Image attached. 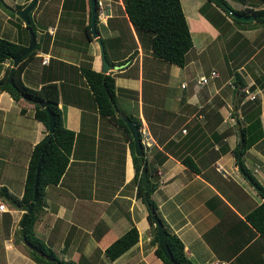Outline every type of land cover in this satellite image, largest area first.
Returning a JSON list of instances; mask_svg holds the SVG:
<instances>
[{
	"label": "crops",
	"instance_id": "obj_1",
	"mask_svg": "<svg viewBox=\"0 0 264 264\" xmlns=\"http://www.w3.org/2000/svg\"><path fill=\"white\" fill-rule=\"evenodd\" d=\"M29 1L3 0L13 8L15 4L25 7ZM102 1L105 14L99 15L96 6V27L106 40L107 59L111 64L125 63L108 71L115 77V114L133 120L132 115L139 121L143 148H147L150 161L154 158L156 167L158 184L151 197L165 225L183 240L186 254L195 264L211 259L226 264H264V237L245 218L263 198L239 171L232 152L239 138L238 123H250V131L262 129L261 138L244 151L242 161L264 185V84L257 78L264 66L254 67L255 59L248 64L250 69L248 60L240 64L245 80L240 97L238 93L242 92H232L224 83L200 85L197 78L203 74L204 64L196 58L198 50L183 66L169 63L172 66L160 67V59L141 44L123 0ZM205 1L181 0L191 34L193 29H203L198 20L206 17L200 11ZM227 1L234 8L264 6L261 0ZM186 3H198L196 11L188 12L190 17ZM211 8L223 12L214 3ZM89 9V0H38L30 12L40 46L28 57L21 78L34 88L55 82L65 126L75 132L66 170L58 183L46 187L34 231L59 257L74 264H166L150 243L148 208L137 195L128 133L115 119L100 115L81 74L80 67L87 62L101 71L99 44L92 33L86 32ZM0 15V36L27 46L30 35L22 32L24 20L19 22L15 13L16 19L10 18L1 8ZM226 17L231 26L225 37L208 19L215 27L209 30L212 35L227 40L237 36L250 45L248 32H258L262 27ZM12 63L7 58L0 64V78ZM164 68L168 69L166 75ZM162 77L171 83L161 84L167 88L164 94L157 86V79ZM169 96L172 99H166ZM163 102L166 106L161 111ZM166 113L171 116L167 125L163 122ZM47 131L41 120L21 111V105L7 90H0V196L5 197L7 192L1 189L5 186L10 195L21 197L32 148ZM158 151L166 154L159 162L154 157ZM186 156H191L199 172L182 162ZM5 204L7 211H0V228L6 234L4 263L38 264L7 237L13 233V227L9 231L11 225L16 221L19 224L24 210L11 202ZM132 225L138 229V241L109 259L105 248Z\"/></svg>",
	"mask_w": 264,
	"mask_h": 264
},
{
	"label": "trees",
	"instance_id": "obj_2",
	"mask_svg": "<svg viewBox=\"0 0 264 264\" xmlns=\"http://www.w3.org/2000/svg\"><path fill=\"white\" fill-rule=\"evenodd\" d=\"M245 3L247 0H241ZM245 1V2H244ZM264 2V0H261ZM3 2V1H2ZM124 8L127 13L129 20L132 22L134 29L137 32L138 38L145 35L147 32L148 39H145L141 44L148 47L153 56L163 59L169 63H174L179 66H183L186 62L187 52L193 47V38L189 24L184 13L181 0H123ZM214 3L216 6H220V10L212 9L211 4ZM4 6L7 10L14 14V10L20 9L23 5H16L14 8L6 5ZM96 6L97 0H96ZM35 8V7H34ZM33 8V9H34ZM210 8V9H208ZM32 9V10H33ZM235 11L238 13H251L255 17L251 19L250 22L257 21L258 23L264 24V6L260 8H253L252 6H244L240 8H234L227 0H207L200 7V11L209 19V21L220 31V34L225 37L227 34V29L231 26L227 15L237 23H247L246 20H239L233 17L230 13ZM215 11L216 16L212 17L209 12ZM90 15L91 9L88 12V22L86 25V32L90 35ZM30 26L35 32V27L30 16V23L24 27L29 29ZM97 28V27H96ZM98 29V28H97ZM239 42V37L235 38ZM243 41L244 39H240ZM104 45L106 53V40L101 38ZM245 39V44L246 43ZM39 43L36 42L35 46L26 52L18 62V64L12 70L13 83L10 84L7 81L8 74L12 67H10L5 75L0 78V90H7L10 95L21 105V111L26 112L29 115L41 120L48 130V114L45 108L40 104L41 101H45L47 107L53 112L55 117L54 129L52 132L47 131L45 136L37 142L31 151V155L28 161L27 174L24 182L23 192L20 198H16L10 195L5 186H1L7 193L5 197L15 206H20L24 211L27 209L33 196V182L35 176L36 163L42 151V148L49 138V142L44 151L42 162L39 171V184H38V198L33 202L32 211L26 217L23 226H20V221L18 224V232L20 233V238L25 242V244H33L36 249L31 248L29 245L28 252L30 257L38 264H74L71 261L65 260L59 257L55 251L49 247L42 238L38 237L34 231V224L40 210L42 209L43 197L45 194V189L49 185H55L60 180L64 171L66 170L69 156L72 150V146L75 139V132L65 126L63 112L59 106V89L55 82H47L41 85L39 88H34L27 86L22 78L21 73L26 64V61L30 55H32L38 48ZM26 45H22L19 42L12 41L8 38L0 36V64L5 59H12V57L19 55L26 49ZM264 53V52H263ZM249 55V54H248ZM106 57L107 53H106ZM130 58L133 57V53L130 54ZM246 57V56H245ZM262 57V56H261ZM263 59V58H262ZM122 62V61H121ZM264 66V64H263ZM81 74L85 78L87 84L89 85L94 101L98 106L100 115L105 117H110L115 119L118 124L124 127L129 136V145L131 149V154L133 158V165L135 169L134 180L137 182V195L143 200V188L141 183V170L146 169L148 188L147 194L149 198L150 205L155 209V213L162 220L164 227L167 231V244L171 250V253L177 263L180 264H195L186 254L183 240L165 225L163 218L159 215L157 211V203L151 197V194L155 190L158 181L154 176L156 170L154 158L150 161V157L146 155V147L143 154L138 156L135 154L134 141L130 134L129 128L125 121L120 117L116 116L114 108L109 100V95L112 99L116 100L115 95V77L109 73H103L97 71L91 67L90 63H85L81 65ZM253 75L255 73L252 71ZM234 78L231 81L233 84L232 92H242L244 91L245 80L242 75L235 70ZM261 84H264L263 74L257 77ZM263 79V81H261ZM254 99V98H253ZM259 110V106L257 108ZM133 120L139 125L138 119L136 117L129 115ZM247 118V117H246ZM258 121V117H255ZM250 124V123H249ZM241 125L240 130L242 133V146L239 147L240 139L236 142L232 152L235 156L236 162L239 161L242 170L247 173L251 180L259 187L258 193L261 195L263 200L256 205L253 209L246 213V220L259 232V234L264 237V185H262L255 176L249 171L242 161V155L244 151L253 143H255L259 138H261L263 131L259 129L257 132L250 131V125ZM160 153V154H159ZM161 155V156H160ZM154 157H158V162L166 157V154L162 151H158ZM182 162L186 164L194 172H199V168L195 164L191 156H186L182 158ZM144 201V200H143ZM23 211V212H24ZM22 217V216H21ZM148 221L150 223L152 237L150 243L154 246V253L166 264H170L169 260L165 257L161 248L158 245L157 229L154 225V220L151 213L148 211ZM138 241V229L135 225L128 228L122 235L114 239L106 248L105 255L109 259H114L133 244ZM47 256L51 257L50 259ZM214 260L225 261L220 259H211L209 262L204 264H212Z\"/></svg>",
	"mask_w": 264,
	"mask_h": 264
},
{
	"label": "rangeland",
	"instance_id": "obj_3",
	"mask_svg": "<svg viewBox=\"0 0 264 264\" xmlns=\"http://www.w3.org/2000/svg\"><path fill=\"white\" fill-rule=\"evenodd\" d=\"M189 3H191V1H189ZM198 3H194V6L189 5V4L187 5V3L185 4V10L187 12L186 14H188L187 15L188 17H190V15H191L190 13H188L190 10H192V11L197 10ZM16 5H20V4H15V6ZM219 7L220 6H216V8H219ZM0 8L5 12V14H8L10 18L16 19V16L13 15L12 13H10L4 7V2H2V0H0ZM208 9H210V8H208ZM209 13L212 14L211 15L212 17L216 16V14H217L215 11H212ZM204 18H202V19L199 18L200 20H198L199 21L198 25L200 27H202L203 29L200 32L194 31V29L192 30L194 46H193V48H191L188 51L187 56H186V60L187 61L190 60L191 57L195 55V52L198 50V52H200L199 53L200 55H198L196 58L201 61V64H204V72L203 73L205 74L207 79L210 80L209 82L213 81L215 83H222V84L224 83L225 84L224 87L232 88L230 83L235 76L234 71L237 70L242 75V71L239 70V66L243 61L245 62L246 60H248V62L246 63L248 69H250L248 64H251L253 59H255V61H257V62L252 63L253 66L259 67L261 69V66H263V64H264V57H261L263 52H264V24L263 23H261V22L258 23L257 21L253 22L252 25L260 24V27L261 26L262 27L259 30H257L258 32H256L255 30H253V32L252 31L248 32V37L250 38L251 44L247 45V44H245V39L243 41H241L240 40L241 38H240L239 42H238L235 38H232L231 40H227V39H223L220 35L219 36L212 35L209 32V30L214 31L215 27H213L211 25V23L208 21L207 17H204ZM18 19H19V22L22 21L21 20L22 18H20L19 16H18ZM2 20H3V18L0 15V24L2 23ZM245 22L251 23L250 20H246ZM191 23H193V21H191ZM23 29L24 30H22V32H24L27 36H29V30L27 28H25L24 26H23ZM250 35H251V37H250ZM254 35H257V36L254 37ZM145 39H148L147 32L145 33L144 36H142L140 38V41L142 42ZM237 42L242 43V44H237ZM260 45H261V47H260ZM116 48L118 49V47H116ZM239 48H241V50ZM259 48H261V49H259ZM252 54H253V56L249 60L248 56H251ZM158 63H160L159 64L160 67H164L165 65H167V67H168V65L172 66V64H169V62H166L165 60H161V59L158 61ZM164 69H166L165 73L163 71H161V73H164V75H166L168 72V69L167 68H164ZM212 71L217 72L218 76L211 78L210 74L212 73ZM156 73H158V72H155L152 74H156ZM244 73H245V71H244ZM152 74L150 76H152ZM263 77H264V70H263ZM228 78H230V79L232 78L231 81ZM173 79H174V77L171 76L170 81H173ZM157 80L159 82V84L157 86L159 88H161L159 90V91H161L160 94H164L163 91L167 88L162 86L161 84L166 85V84H171V83L165 77H162L161 79H157ZM262 81H263V79H262ZM170 90H171V88H168V90H166V91H168V94H169ZM238 94H239L238 97H240L244 93H242V94L238 93ZM156 97H157V95H156ZM166 99H172V98L169 96ZM178 104H179V102H177L176 105H178ZM165 106H166V103H164L163 106L160 103V110L164 111ZM160 116H162V115H160ZM170 119H171L170 114L166 113V115L164 116V119H163V122L165 123V125L169 124ZM237 134L239 135L238 132H237ZM0 200L3 201L4 203L10 202L6 197H3V196H0ZM13 206H15V205H13ZM44 226H45V224H44ZM12 227L14 228L13 233L7 237L11 241L13 240L14 246L17 249L22 251L25 255H28L29 252H28V248L26 247L27 245L20 238V233L18 232V222L17 221L14 222L11 225V227L9 228V231H11ZM5 231H7V230H5ZM9 231H7V232H9ZM5 238H6V234H5L4 230L2 228H0V258H1L0 264H6L3 261V258L5 256L4 254L7 251V248L5 247V241H4ZM29 256H30V254H29Z\"/></svg>",
	"mask_w": 264,
	"mask_h": 264
},
{
	"label": "water",
	"instance_id": "obj_4",
	"mask_svg": "<svg viewBox=\"0 0 264 264\" xmlns=\"http://www.w3.org/2000/svg\"><path fill=\"white\" fill-rule=\"evenodd\" d=\"M3 1V0H2ZM38 0H30L28 2V4L21 8V9H16L14 10V13L17 14L20 18H22L24 20L25 25L30 23V12L31 10L35 7V5L37 4ZM90 2V9H91V15H90V29H91V33L92 36L96 39L97 43L99 44V51H100V58H101V72L103 73H108V71L112 68L117 69L120 68L122 65H124L125 63H119V64H111V62L107 59L106 57V53H105V49H104V45L101 41V37L99 36V31L96 28V15H97V11H96V0H89ZM230 13L233 17H235L236 19L239 20H251L254 19V15L251 13L245 14V13H238L235 11H231ZM29 30V35H30V40L29 43L26 47V49L21 52L19 55H16L14 57H12V68L8 74V78L7 81L12 84L13 83V79H12V70L13 68L18 64V62L20 61L21 57L28 52L30 49H32L35 44H36V35L35 32L33 30V28L30 26ZM109 100L114 108V111L118 113V108L116 106L115 101L112 99V96L109 95ZM40 104L45 108L47 114H48V131L52 132L54 129V124H55V117L53 112L49 109V107H47L45 101H41ZM120 117L125 121V123L127 124L130 133L132 135V139L134 141V150H135V154L140 156L143 154V144L141 141V137H140V131H139V127L136 124L135 121L131 120L129 117H127L126 115L120 113L119 114ZM237 127L240 128V124H237ZM239 139H240V144L239 147L242 146V133L241 130L239 131ZM49 142V138L46 140L42 151L40 153V156L37 160L36 163V169H35V176H34V182H33V196H32V200L30 201L27 209L24 211L22 217H21V221H20V226H23L24 221L26 219V217L28 216V214L32 211L33 208V202H35L38 198V184H39V171H40V165L42 162V158L44 155V151L47 147V144ZM237 168L239 169V171H241L243 173V175L246 177V179L253 185L254 188H256L257 190L259 189V187L251 180V177L245 173L242 168L241 165L239 163V161L237 162ZM141 183H142V188H143V200L145 205L148 208V211L151 213L152 218L154 220V225L156 226L157 229V236H158V245L161 248L162 252L164 253L165 257L169 260L170 264H180L177 263V261L174 259L171 250L167 244V231L164 227V224L162 222V220L159 218V216L155 213V209L150 205L149 202V198H148V194H147V188H148V180H147V174H146V169H142L141 170ZM31 248L36 249V247L33 244H28ZM48 259H50L51 257L47 256ZM58 264H61L60 262H58Z\"/></svg>",
	"mask_w": 264,
	"mask_h": 264
},
{
	"label": "built area",
	"instance_id": "obj_5",
	"mask_svg": "<svg viewBox=\"0 0 264 264\" xmlns=\"http://www.w3.org/2000/svg\"><path fill=\"white\" fill-rule=\"evenodd\" d=\"M97 11L98 14H105V4L103 3L102 0H97ZM43 62H45V58L42 59ZM211 78L212 77H217L218 73L215 71H212V73L210 74ZM210 80L207 79V77L205 76V74H201L198 76L197 78V83H199L200 85H205L208 84ZM254 95H251V97H253ZM182 131H185V129H182ZM158 174H160V170L157 171ZM0 211H7V205L0 200ZM212 264H224L222 261L219 260H214Z\"/></svg>",
	"mask_w": 264,
	"mask_h": 264
},
{
	"label": "clouds",
	"instance_id": "obj_6",
	"mask_svg": "<svg viewBox=\"0 0 264 264\" xmlns=\"http://www.w3.org/2000/svg\"><path fill=\"white\" fill-rule=\"evenodd\" d=\"M204 74V73H203ZM245 90V89H244ZM248 90V89H247ZM246 93H247V91H245ZM255 97V95L252 97V98H254ZM241 127V126H240ZM239 129V131H240V128H238ZM140 131V130H139ZM184 132V131H183ZM141 133V132H140ZM143 144V143H142Z\"/></svg>",
	"mask_w": 264,
	"mask_h": 264
}]
</instances>
